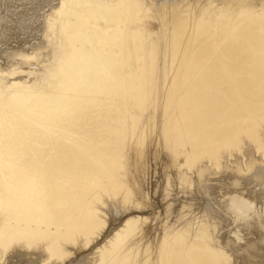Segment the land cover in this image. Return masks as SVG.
I'll return each mask as SVG.
<instances>
[{
    "label": "bare ground",
    "instance_id": "bare-ground-1",
    "mask_svg": "<svg viewBox=\"0 0 264 264\" xmlns=\"http://www.w3.org/2000/svg\"><path fill=\"white\" fill-rule=\"evenodd\" d=\"M143 2L59 0L44 20V36L28 34L26 18L0 21V260L70 264L89 250V264H232L226 247L211 242L214 231L204 219L178 225L158 219L140 228L148 216L136 214L143 205L132 199L122 159L125 139L130 144L146 133L144 123L136 128L139 114L123 106L136 87L129 78L147 70ZM208 5L217 10L206 9L197 23L180 18L170 37L171 61L187 55L191 87L181 95L169 85L156 92L159 110L180 107L163 126L192 138L190 150L182 149L187 160L201 154L218 160L219 148L235 145L243 131L263 147L257 127L264 118V9ZM5 7L0 1V19ZM202 24L207 42L184 53V35L175 29H198L197 38ZM161 64L160 79L182 72L177 65L166 78ZM234 198L235 221L251 223L249 200ZM111 206L116 212L108 221ZM254 227L262 235L264 220ZM145 238L153 249L141 253ZM263 242L249 238L243 248L259 261Z\"/></svg>",
    "mask_w": 264,
    "mask_h": 264
},
{
    "label": "rangeland",
    "instance_id": "rangeland-1",
    "mask_svg": "<svg viewBox=\"0 0 264 264\" xmlns=\"http://www.w3.org/2000/svg\"><path fill=\"white\" fill-rule=\"evenodd\" d=\"M0 1L6 4L3 17L1 16L0 19L1 25L14 20L16 17L19 20L26 18L29 28L33 31L28 34L44 36L48 30L47 28L43 32L45 29L44 20L47 22V18L59 0ZM210 2H213L214 6L228 4L225 7H231L230 9L234 10L248 4L255 6L254 9H264V0H144L140 15L146 25L143 33L144 43L147 46L142 52L148 58H145L147 70L145 69L141 78H129V85L132 84L143 90L140 91L134 87L132 91L127 92L123 106L128 110L126 112L128 115L131 113L133 115L139 114L137 123H135L136 128H140L144 123L146 133L140 141L133 139L134 143L129 141V144L128 137L125 139V155L122 162L124 170L127 172L126 177L131 179L132 199H138L143 205L141 212L136 214L148 216L140 228L151 224V221L160 224L161 219L164 220L161 222H165V224L176 220L177 225L188 220L189 222H196L198 219H204L212 226V232L214 231L211 242L226 247L232 264H264V257L256 261L259 259L258 255L253 250L246 253L243 248L249 238L254 239V241L256 239V242L264 241V232L262 235H260L261 233L256 235L254 227L255 223L264 220V118H260V124L257 127L263 147H258V141L250 132L243 131L239 134L235 145L223 144L219 148L218 160L210 154H201L194 156V158L189 154L190 158L187 160L182 149L190 150L191 142L193 143L192 138L189 134L178 135L177 130H172L168 134L169 130L163 126L165 118L171 112L181 113L180 107L176 108L174 105H170L166 112L159 110L162 106L157 100L158 88L162 90L164 86L169 85L167 90H172L175 94L181 95L191 87L185 61L187 55H184L185 58L182 55V59L175 61V63L171 61L173 56L169 53V43L171 42L170 37L172 38L174 23L180 18H189L192 23L199 22V17L204 18L208 15L206 9L217 10L208 5ZM202 26L204 32L197 38L195 35L198 29L196 31L192 27L185 30L175 29L184 35V39L182 38L184 53L189 54L190 47L193 48L201 42H207L206 25L202 24ZM5 27L8 28L9 26ZM149 44L154 49L152 51L154 57L152 55L150 57V53H148L150 51ZM140 63L143 62L140 61ZM161 63L165 69L163 76L166 78L168 72H174L177 65L181 66L182 72L173 75V80L170 79V82L165 78L160 79ZM139 85L141 87H138ZM142 96L144 99L141 98ZM157 106L160 107L157 108ZM131 124H133V119L129 118L126 127ZM129 145L131 146L129 147ZM131 148H133V152ZM135 148L139 149L140 152H135ZM234 197L236 200L237 197H245L249 200L252 206L250 213L253 217L250 219V221L252 220L251 223H242V225L235 221L236 207L234 206L236 201ZM232 203L234 204L230 205ZM115 212V207L111 206L107 209L105 217L108 221L114 218ZM155 218L160 220L157 221ZM172 218L173 220H171ZM214 226L216 228H213ZM143 249L149 251L153 249L152 238L147 239L141 246V253ZM89 252V250L78 251L77 256L71 258L69 263L89 264L85 259ZM0 264H12V261L9 256H6L0 260Z\"/></svg>",
    "mask_w": 264,
    "mask_h": 264
}]
</instances>
